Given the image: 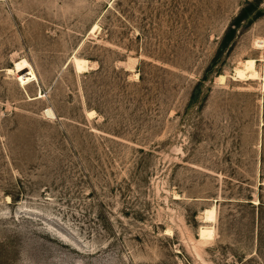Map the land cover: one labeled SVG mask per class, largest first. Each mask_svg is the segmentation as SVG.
Wrapping results in <instances>:
<instances>
[{
	"label": "rangeland",
	"instance_id": "rangeland-1",
	"mask_svg": "<svg viewBox=\"0 0 264 264\" xmlns=\"http://www.w3.org/2000/svg\"><path fill=\"white\" fill-rule=\"evenodd\" d=\"M263 81L264 0H0V264H264Z\"/></svg>",
	"mask_w": 264,
	"mask_h": 264
},
{
	"label": "bare ground",
	"instance_id": "bare-ground-1",
	"mask_svg": "<svg viewBox=\"0 0 264 264\" xmlns=\"http://www.w3.org/2000/svg\"><path fill=\"white\" fill-rule=\"evenodd\" d=\"M99 26L94 24L92 28L90 29V35H94ZM96 34V33H95ZM70 62L73 64V67L75 68L76 71H81L85 69V59L78 58L77 56L73 55L70 58ZM31 69V66L24 60L21 59L19 61L14 62L13 68L8 69L7 72L9 73H17V74H23L24 72L28 71ZM235 75L238 79L242 81H252V80H262L260 77L259 72L256 69L255 66V60L253 59H248L245 60L244 62L240 63L236 68H235ZM224 77H220L219 80H221ZM237 79V80H238ZM262 88L264 90V81L262 84ZM48 116H52V112L50 109L46 111ZM91 112H88L90 114ZM93 114V111H92ZM89 116V115H88ZM92 116V115H91ZM264 183V182H263ZM214 207H211L210 209H207L206 211L203 212V221L204 223H209L211 224L214 220Z\"/></svg>",
	"mask_w": 264,
	"mask_h": 264
}]
</instances>
